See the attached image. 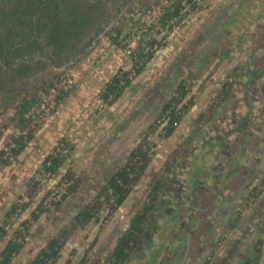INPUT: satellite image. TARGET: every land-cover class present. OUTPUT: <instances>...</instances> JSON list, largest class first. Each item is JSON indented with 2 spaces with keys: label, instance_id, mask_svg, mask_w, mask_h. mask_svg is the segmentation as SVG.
<instances>
[{
  "label": "rangeland",
  "instance_id": "obj_1",
  "mask_svg": "<svg viewBox=\"0 0 264 264\" xmlns=\"http://www.w3.org/2000/svg\"><path fill=\"white\" fill-rule=\"evenodd\" d=\"M73 1L85 5L83 12L88 14V23L64 60L71 59L102 27L104 30L79 58L64 61V64L59 61L57 66L39 60L41 66L36 68L35 74L19 79L15 85V91L30 90L63 74L62 86L74 90L55 111L53 104H47L50 98H46L47 102L35 117L41 124L36 139L18 160L8 167L0 166V225L4 224L12 205L29 203L26 211L20 208L9 221L8 238L16 229H23L25 221L32 220L33 211L49 191H54L45 200L48 211L37 222H32L26 248L12 264H28L52 238L61 234L114 168L125 162L130 150L139 143L143 130L174 95L182 77L191 75L195 106L170 139L152 138L157 144L156 151L162 146L161 157L158 158L156 152L144 177L115 216L105 223L103 231L100 224L78 231L67 242L57 264H79L86 254L87 264H93L98 256H104L147 200L152 177L160 172L169 155L194 135L196 119L208 112L223 83L235 81V69L245 66L252 68L246 69L235 84L231 100L192 143L201 149L204 140L227 136L221 155V148H215L214 153L223 160L211 187L190 192L189 178L193 171L187 174L188 179L177 172L168 187L175 201L169 195L163 196L160 207L163 210L155 214L145 235L149 242L146 240L144 253L141 250L136 257L133 255L128 264H148L155 254L158 264H241L252 254L259 240L263 241L260 264H264V191L256 203L249 205L245 201L248 187L264 177V73L251 78L253 72L264 67V0H196L197 10L189 12L188 17L176 25L167 38L166 47L156 45L157 53L146 71L135 78L132 88L111 108L102 107L101 90L119 68L130 69L131 62L128 52L110 43L108 34L124 21L126 34H131L134 47L140 32L134 22L150 23L156 12H141L137 7L140 0H128L129 3H124L126 0ZM161 36L157 37L161 39ZM84 65H88L87 70L75 79L71 73L81 71ZM246 88L251 89L253 114L250 116H246L245 105L249 102L245 103L243 96ZM9 113L14 115L12 109ZM243 116L249 118L248 125L236 133L238 124L233 120L241 123ZM17 131L16 125L11 124L0 140V151ZM64 136L76 145V151L60 173L65 174L72 168L81 179V186L58 212L50 202L58 195L56 186L60 176L44 177L38 171ZM30 188L34 190V197L29 196ZM239 217L237 226L232 227ZM162 234L169 235L171 245H166L167 239L161 238ZM4 246L5 240L0 243V251Z\"/></svg>",
  "mask_w": 264,
  "mask_h": 264
},
{
  "label": "trees",
  "instance_id": "obj_2",
  "mask_svg": "<svg viewBox=\"0 0 264 264\" xmlns=\"http://www.w3.org/2000/svg\"><path fill=\"white\" fill-rule=\"evenodd\" d=\"M4 3L5 6H2ZM84 6L73 0H0V140L11 124L14 123L18 129L17 133L11 136L6 148L0 151V166H10L36 139L41 124H38L35 117L37 111L47 102L46 98H50L47 104H53L55 111L73 92V87L62 86L63 74L30 90L15 91V85L19 79L29 78L35 74L36 68L41 66L39 60L57 66L59 61H63L64 64V61L79 58L93 45L95 37L104 30V27L71 59H63L71 49L75 48V41H78L85 31L88 14L83 12ZM197 6L196 0H140L137 7L141 12L154 10L156 15L150 23L141 20L138 23L134 22L135 27L140 30L137 45L134 47L131 45V34H126L127 26L124 21L111 29L108 34L110 43L128 52L131 67L119 68L105 84L99 95L102 107L111 108L132 88L135 78L143 74L154 59L157 53L156 45L160 48L166 47L169 34L177 24L188 17L189 12L197 10ZM130 12H133L132 9ZM162 34L164 35L161 36ZM157 36H161V39ZM251 68L245 66L235 69L233 73L235 81L223 83L208 112L201 113L196 119L197 128L194 137L184 140L169 155L160 172L156 173L148 183L147 200L131 218L128 228L118 236L114 247L104 256H98L93 264H128L133 255L144 253V247L140 248L144 245H140V242L155 220V214L163 210L160 208L163 196L169 195L170 199L175 201L174 196H170L171 189L168 187L170 179L178 173L185 175L186 178L187 174L193 171L189 178L190 192L206 186L211 187V181L222 165L220 160L223 159L220 155L226 148L227 136L210 137L204 140L201 149L199 146H193L192 143L200 131L213 122L221 109L228 104L234 95L235 84L239 83L246 69ZM263 73L264 67L258 68L252 73L251 78ZM191 86V75L182 77L174 95L162 105L156 117L143 130L139 143L130 150L125 162L114 168L94 197L74 215L73 220L61 234L52 238L28 264H57L62 258L67 242L78 231L85 230L92 224H100L103 231L105 223L115 216L144 177L157 152V144L154 141L156 137L161 140L170 139L195 106V99L191 96ZM243 96L246 98L244 102H249L248 106L246 104V116H250L253 114L251 89L246 88ZM11 109L14 111L13 116L9 115ZM217 146L221 148L219 156L218 153H214ZM75 151L76 145L69 137L64 136L46 156L38 171L44 177L60 176L56 186L58 195L50 202V206L53 205L54 210L58 212L62 210L66 200L78 193L81 186V179L72 168H69L65 174L60 173ZM256 180L258 182L249 186L245 195V201L249 205L256 203L264 191V177ZM30 189L29 196L34 197V190ZM53 192L49 191L45 200L49 199ZM45 200L43 199L33 211L32 220L25 221L22 225L23 229H16L9 238L6 226L10 224L9 221L17 210L21 208L22 211H26L29 203L23 205L16 203L6 213L4 224L0 225V243L5 240V246L0 251V264H12L26 248V236L29 234L32 222H37L48 211L44 205ZM240 218L231 226L236 227ZM154 226H156L155 222ZM160 237L167 239L169 235L162 234ZM97 240L98 237L94 244ZM165 241L166 245H171L168 239ZM262 254L263 241L259 240L255 243L252 254L241 264H260ZM155 255H151L148 264H158ZM87 256L86 254L79 264H87L89 262Z\"/></svg>",
  "mask_w": 264,
  "mask_h": 264
},
{
  "label": "flooded vegetation",
  "instance_id": "obj_3",
  "mask_svg": "<svg viewBox=\"0 0 264 264\" xmlns=\"http://www.w3.org/2000/svg\"><path fill=\"white\" fill-rule=\"evenodd\" d=\"M125 2H128V0H126V1H124V3ZM129 3V2H128ZM127 3V4H128ZM124 4H122L121 5V7L123 6ZM245 107H246V105H245ZM246 109H247V107H246ZM248 117H246V116H243V119L242 120H239V121H241V123H237V120H233V122L235 123V124H238V127H237V130H236V133H239L242 129H243V127H246V125H248ZM147 235V234H146ZM148 237V236H147ZM146 236H145V239L143 238L142 239V241L140 242V245H144V246H141L140 248L141 249H143V247H146L147 245H145L146 244V240H148V242H149V237L147 238ZM150 239H154V238H150ZM150 246V245H149ZM153 251H151V253H152Z\"/></svg>",
  "mask_w": 264,
  "mask_h": 264
},
{
  "label": "clouds",
  "instance_id": "obj_4",
  "mask_svg": "<svg viewBox=\"0 0 264 264\" xmlns=\"http://www.w3.org/2000/svg\"><path fill=\"white\" fill-rule=\"evenodd\" d=\"M193 19H194V18H193ZM99 52L102 53V52H103V49L99 50ZM87 67H88V65H84V66H83V69H82L81 71H76V70H74V71L71 73V75H72L75 79H79V78L81 77V75H82V72L85 71V70H87ZM161 149H162V146H158V149H157V155H158V158H160L161 155H162Z\"/></svg>",
  "mask_w": 264,
  "mask_h": 264
},
{
  "label": "built area",
  "instance_id": "obj_5",
  "mask_svg": "<svg viewBox=\"0 0 264 264\" xmlns=\"http://www.w3.org/2000/svg\"><path fill=\"white\" fill-rule=\"evenodd\" d=\"M138 38H139V36H138Z\"/></svg>",
  "mask_w": 264,
  "mask_h": 264
}]
</instances>
